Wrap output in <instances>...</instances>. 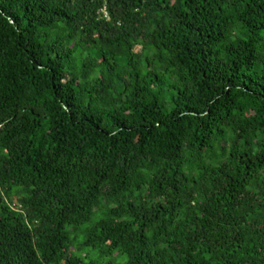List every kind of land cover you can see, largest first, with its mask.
Instances as JSON below:
<instances>
[{
  "label": "trees",
  "instance_id": "16d2710c",
  "mask_svg": "<svg viewBox=\"0 0 264 264\" xmlns=\"http://www.w3.org/2000/svg\"><path fill=\"white\" fill-rule=\"evenodd\" d=\"M84 247L264 264V0H0V264Z\"/></svg>",
  "mask_w": 264,
  "mask_h": 264
},
{
  "label": "rangeland",
  "instance_id": "374dc122",
  "mask_svg": "<svg viewBox=\"0 0 264 264\" xmlns=\"http://www.w3.org/2000/svg\"><path fill=\"white\" fill-rule=\"evenodd\" d=\"M90 224H87L84 228H86L87 226H90ZM81 241H83L84 239V236L81 235ZM83 243V242H81ZM82 252L85 254V255H88V261H93V262H97V263H100V264H106L108 262H114V263H119V264H124L126 263L127 261V257L126 256H123L122 258L118 259V258H115V257H106V258H103L101 257V255L99 254V252L97 250H92L90 248H86L84 247L82 249Z\"/></svg>",
  "mask_w": 264,
  "mask_h": 264
},
{
  "label": "built area",
  "instance_id": "2783aa9c",
  "mask_svg": "<svg viewBox=\"0 0 264 264\" xmlns=\"http://www.w3.org/2000/svg\"><path fill=\"white\" fill-rule=\"evenodd\" d=\"M105 17L107 18V19H109V16H108V14L105 12Z\"/></svg>",
  "mask_w": 264,
  "mask_h": 264
}]
</instances>
